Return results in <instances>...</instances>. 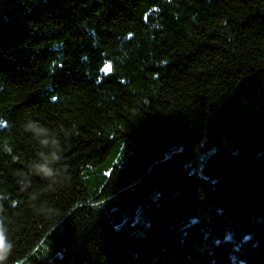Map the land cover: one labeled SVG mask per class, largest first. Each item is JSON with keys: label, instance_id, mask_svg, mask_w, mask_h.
Masks as SVG:
<instances>
[{"label": "trees", "instance_id": "1", "mask_svg": "<svg viewBox=\"0 0 264 264\" xmlns=\"http://www.w3.org/2000/svg\"><path fill=\"white\" fill-rule=\"evenodd\" d=\"M0 221L5 264H264V0H0Z\"/></svg>", "mask_w": 264, "mask_h": 264}, {"label": "clouds", "instance_id": "2", "mask_svg": "<svg viewBox=\"0 0 264 264\" xmlns=\"http://www.w3.org/2000/svg\"><path fill=\"white\" fill-rule=\"evenodd\" d=\"M32 125H28L25 127V130H29V128H31ZM35 131L39 134L41 131H43V129H35ZM40 143L42 145H47L48 144V141L47 140H42L40 141ZM57 159V156L55 153H53L52 155V160H56ZM40 172H43L45 176H50L52 175V171L51 169L45 164V165H41L39 166V169H38ZM0 231H4L5 232V243L8 245V249H9V253L11 252V247L12 245L8 242V239H7V230L4 228V224L2 221H0ZM7 257H4L3 259H0V264H5V261H6Z\"/></svg>", "mask_w": 264, "mask_h": 264}, {"label": "snow or ice", "instance_id": "3", "mask_svg": "<svg viewBox=\"0 0 264 264\" xmlns=\"http://www.w3.org/2000/svg\"><path fill=\"white\" fill-rule=\"evenodd\" d=\"M107 70H110V68ZM4 251H6V244L3 241V239H0V252H4Z\"/></svg>", "mask_w": 264, "mask_h": 264}]
</instances>
